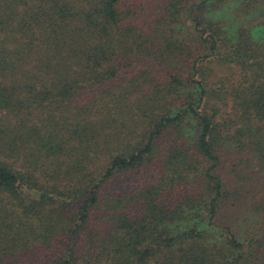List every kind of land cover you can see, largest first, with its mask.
I'll use <instances>...</instances> for the list:
<instances>
[{
  "label": "trees",
  "instance_id": "obj_1",
  "mask_svg": "<svg viewBox=\"0 0 264 264\" xmlns=\"http://www.w3.org/2000/svg\"><path fill=\"white\" fill-rule=\"evenodd\" d=\"M0 264H264V0H0Z\"/></svg>",
  "mask_w": 264,
  "mask_h": 264
},
{
  "label": "rangeland",
  "instance_id": "obj_2",
  "mask_svg": "<svg viewBox=\"0 0 264 264\" xmlns=\"http://www.w3.org/2000/svg\"><path fill=\"white\" fill-rule=\"evenodd\" d=\"M143 65H144V64H141V66H143ZM125 78H126V77H125ZM125 78H123V79H125ZM123 79H122V80H123Z\"/></svg>",
  "mask_w": 264,
  "mask_h": 264
}]
</instances>
